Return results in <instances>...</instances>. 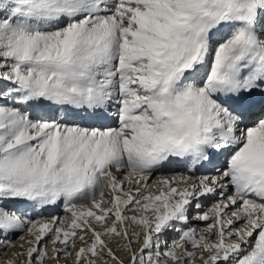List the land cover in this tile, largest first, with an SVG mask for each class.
Wrapping results in <instances>:
<instances>
[{
    "label": "snow or ice",
    "instance_id": "snow-or-ice-1",
    "mask_svg": "<svg viewBox=\"0 0 264 264\" xmlns=\"http://www.w3.org/2000/svg\"><path fill=\"white\" fill-rule=\"evenodd\" d=\"M0 264H264V0H0Z\"/></svg>",
    "mask_w": 264,
    "mask_h": 264
}]
</instances>
